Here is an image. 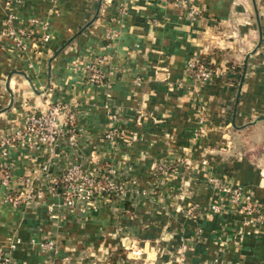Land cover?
<instances>
[{"label":"crops","instance_id":"1","mask_svg":"<svg viewBox=\"0 0 264 264\" xmlns=\"http://www.w3.org/2000/svg\"><path fill=\"white\" fill-rule=\"evenodd\" d=\"M6 1L0 0V135L27 112L80 99L90 134L85 152L129 182L125 196L92 203L86 219L53 218L52 204L61 199L52 197L15 212L0 187V246L9 247L13 235L22 239L14 261L206 264L220 257L224 264H264V225L226 210L209 213L216 193L208 183L211 174L225 175L264 203V0H192L196 19L169 0H21L9 21ZM120 3L127 14L112 22ZM32 17L48 19L53 36L16 54L7 30L29 29ZM109 24L120 31L114 62L121 67L111 101L126 120L114 141L104 136L106 90L83 83L77 69ZM194 52L228 66L226 73L194 83L186 67ZM205 127L204 137L195 136ZM65 155L57 151L59 162ZM48 158L18 145L8 160L22 176ZM50 240L53 248H40ZM183 242L192 249L181 263L175 253Z\"/></svg>","mask_w":264,"mask_h":264},{"label":"built area","instance_id":"2","mask_svg":"<svg viewBox=\"0 0 264 264\" xmlns=\"http://www.w3.org/2000/svg\"><path fill=\"white\" fill-rule=\"evenodd\" d=\"M187 9L189 19H196L199 14L192 0H169ZM9 9L7 21L16 17V10L21 0H7ZM127 14L126 4L118 5L112 22H121ZM29 29L10 27L7 36L11 40L12 49L16 54L25 53L28 48L40 43L41 46L53 36L50 21L46 18L32 17ZM41 31L36 34L35 27ZM120 38L119 29L106 25L103 29V42L97 47L89 59L77 64L81 81L89 86L103 87L110 110L108 122L104 128V136L114 141L123 132L122 123L125 114L122 109L111 101L110 88L121 67L115 64L117 46ZM202 53L194 52L187 60L188 75L194 83L208 84L223 76L228 66L219 65L216 61L206 59ZM140 79L135 82L139 83ZM85 103L76 99L72 103L56 102L45 110L25 113L18 123L8 127L0 135V187L4 189L3 203L15 212H25L29 208L38 207L41 200L52 197L61 199L59 204H52V217L64 218L69 215L87 218L91 204L99 198L111 194L125 196L128 181H118L115 168L103 166L96 160L91 151L85 149L90 145V134L85 129L83 120ZM200 123L208 118L206 108H199ZM210 128H199L195 136L202 138ZM26 146L49 158L31 173L18 176L9 162L8 157L14 146ZM66 150L61 161L57 159V151ZM59 164H62L59 165ZM160 168L166 171V165ZM208 183L215 189L216 200L209 206V213L229 211L246 224L264 225V203L257 201L254 195L243 186H238L225 175L211 174ZM189 212V210H188ZM31 243L39 244L35 240ZM22 244V239L13 235L9 247L0 246V264H19L14 261L11 253ZM54 241H42L40 248L51 249ZM192 248L183 242L176 250L175 259L181 263L186 261L187 252ZM80 264V263H76ZM206 264H224L220 257Z\"/></svg>","mask_w":264,"mask_h":264},{"label":"water","instance_id":"3","mask_svg":"<svg viewBox=\"0 0 264 264\" xmlns=\"http://www.w3.org/2000/svg\"><path fill=\"white\" fill-rule=\"evenodd\" d=\"M262 118H264V116L259 117V119H262Z\"/></svg>","mask_w":264,"mask_h":264},{"label":"trees","instance_id":"4","mask_svg":"<svg viewBox=\"0 0 264 264\" xmlns=\"http://www.w3.org/2000/svg\"><path fill=\"white\" fill-rule=\"evenodd\" d=\"M209 57H206V59H208Z\"/></svg>","mask_w":264,"mask_h":264}]
</instances>
